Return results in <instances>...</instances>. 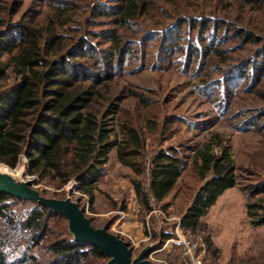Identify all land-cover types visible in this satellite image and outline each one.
I'll return each instance as SVG.
<instances>
[{
    "label": "trees",
    "instance_id": "16d2710c",
    "mask_svg": "<svg viewBox=\"0 0 264 264\" xmlns=\"http://www.w3.org/2000/svg\"><path fill=\"white\" fill-rule=\"evenodd\" d=\"M39 4L45 9H35ZM96 26L105 27L96 33ZM164 58L200 78L195 89L213 103L219 119L260 136L249 165L241 167L256 176L248 185L241 184L229 137L218 131L188 147L192 155L182 153L183 144L170 145L150 162L149 191L158 202L187 170L201 182L181 221L188 235L207 234L218 264L210 208L234 186L249 197L264 191V0H0V164L16 168L24 158L37 182L60 188L74 181L92 206L114 148L119 161L141 177L148 136L160 144L173 123L186 119L167 112L169 99L123 76L132 61L138 72ZM241 92L248 94L245 104ZM133 184L149 206L141 179ZM246 206L254 224L264 223L263 205L247 200ZM99 259L109 257L75 241L64 216L0 192V264ZM227 264H264V251L234 255Z\"/></svg>",
    "mask_w": 264,
    "mask_h": 264
},
{
    "label": "rangeland",
    "instance_id": "374dc122",
    "mask_svg": "<svg viewBox=\"0 0 264 264\" xmlns=\"http://www.w3.org/2000/svg\"><path fill=\"white\" fill-rule=\"evenodd\" d=\"M35 9L43 10L45 7L43 4H39ZM101 19L106 18L101 17ZM102 27L105 26H96L92 29H96L95 32L98 33V29ZM92 39L94 43L99 42L101 45L106 43V39L103 37H92ZM241 53L242 51L239 50L231 55H239ZM133 62L134 61L129 65L131 72L124 75L123 80L131 82L144 90L157 92L160 100L163 98L169 99L170 103L167 107V112L181 115L186 119V122L173 123L171 126L173 131L167 136L168 139L164 141L162 139L160 144L154 135L148 136L144 155L147 169H149L154 153L160 147L183 144L185 146L182 145V147H180L182 153H185V155H192L193 152L187 150L188 147L201 144L211 133L218 131L226 137H229L237 161L241 184L248 185L257 181L255 175L241 167L249 165V153L258 146V138L260 137L258 133L253 130L240 131L232 126V121L219 119L213 103L195 89V85L200 82V78L187 74L186 72L178 71V67L170 63L167 58L162 59V61L159 60L155 68L147 66L138 72L135 71L136 68L134 69L135 65ZM214 75H216L215 78L220 76L219 73ZM163 86L165 87L163 88ZM260 87L264 89V79ZM238 95L241 98V103H243V100H246L248 94L241 92ZM234 109L235 108H233V110ZM24 161V158H21L16 168H10L4 164H0V170L3 171L5 168L19 178L33 181V186L46 196L58 198L70 196L72 199L80 200L81 206L85 207L86 215L92 218L97 227L110 223V227L114 225L112 227L113 229L110 228L112 232H114V228L122 227L133 234L139 235L142 233L144 219L149 210V206L143 204L137 196L133 179H141L142 187L148 196L149 188L146 185L148 174L147 171H145V174L141 177H137L131 168L123 165L119 161L116 148L111 151L109 162L105 167V175L100 178L98 183V190L95 191L93 206L90 204L88 196L82 195L78 190V186L74 181L60 188L42 182H34L36 178L28 174ZM200 183L201 182L194 176L191 170L185 171L177 187L172 191L169 197L160 204L164 207L166 204H169L168 207H165L169 215L174 218H181L182 213L190 202L191 195ZM238 187L242 191L240 186ZM245 194L247 195V200L251 202L256 201L259 205L264 206V191L256 193L251 197H249L247 192H245ZM234 199L228 209L234 208V210L230 209V216H232V222L234 221L235 225L232 227L223 225L222 227L223 233L226 234L224 237L226 238L228 234L231 239L227 242L223 239V244L225 245L220 249L219 258L217 259L218 264L229 263L231 257L234 255L241 256L247 253L250 255H258L264 251V223L254 224L250 217L247 221L242 222V201L239 198L236 200ZM261 206L257 207L258 213L263 212ZM238 208L241 210H238ZM120 211L125 213V217L122 219H120ZM130 224L131 227L126 228V225ZM228 228L229 232H227ZM209 229L212 237L214 232L210 225ZM137 231H139V233ZM201 234L207 236L206 233ZM137 254L138 253H134V256ZM107 261L108 260H105L103 262V260L99 259L95 264H107ZM205 264H214L212 253L210 259H208Z\"/></svg>",
    "mask_w": 264,
    "mask_h": 264
},
{
    "label": "water",
    "instance_id": "95a60500",
    "mask_svg": "<svg viewBox=\"0 0 264 264\" xmlns=\"http://www.w3.org/2000/svg\"><path fill=\"white\" fill-rule=\"evenodd\" d=\"M37 182V179L34 180ZM0 192L18 198L33 200L48 207L68 220V230L77 242H86L100 248L108 257L107 264H151L147 259L153 244L145 245L136 256L129 243L110 230V223L103 226L91 224L80 200L51 197L41 194L33 181L17 177L10 171L0 170Z\"/></svg>",
    "mask_w": 264,
    "mask_h": 264
},
{
    "label": "built area",
    "instance_id": "2783aa9c",
    "mask_svg": "<svg viewBox=\"0 0 264 264\" xmlns=\"http://www.w3.org/2000/svg\"><path fill=\"white\" fill-rule=\"evenodd\" d=\"M147 174L146 185L149 188V169ZM76 185L78 186L77 183ZM148 192L149 210L144 219L142 233L133 234L122 227L114 228L113 233L127 241L134 253H138L147 244H153L154 247L147 256L151 264H205L211 256L205 237L202 234L188 235L181 218L170 216L161 202ZM124 217L125 213L120 211V219Z\"/></svg>",
    "mask_w": 264,
    "mask_h": 264
},
{
    "label": "crops",
    "instance_id": "0c3cea01",
    "mask_svg": "<svg viewBox=\"0 0 264 264\" xmlns=\"http://www.w3.org/2000/svg\"><path fill=\"white\" fill-rule=\"evenodd\" d=\"M235 198V199H234ZM241 199V207H242V212H243V219L242 222H245L248 220L249 215H248V211H247V206H246V202H247V195L245 194V191H241L239 189L238 186H234L231 188H228L227 190H225L217 199V201L215 202V204L210 208L209 213H208V223L209 225L213 228V236L212 239L214 241L215 246H217L219 248V250L221 248H223V246L225 244H223V239L225 242H227L229 239H231V237H229V235L227 234V237L225 238L223 231H222V227L224 226H234L235 222H232V216H230V209L234 210V208H230L228 209V207L231 206V202L236 199ZM238 210H241L240 208H238ZM236 211V210H235ZM241 222V221H240ZM239 222V223H240ZM228 224V225H227ZM123 226V225H122ZM131 227L130 225H126V228ZM219 227V230H218ZM225 229V228H224ZM225 231V230H224ZM139 233V231H137ZM227 232H229V228L227 229ZM223 235V237H222ZM219 241V242H218Z\"/></svg>",
    "mask_w": 264,
    "mask_h": 264
},
{
    "label": "bare ground",
    "instance_id": "6f19581e",
    "mask_svg": "<svg viewBox=\"0 0 264 264\" xmlns=\"http://www.w3.org/2000/svg\"><path fill=\"white\" fill-rule=\"evenodd\" d=\"M3 171H8V169H5V168H4Z\"/></svg>",
    "mask_w": 264,
    "mask_h": 264
}]
</instances>
